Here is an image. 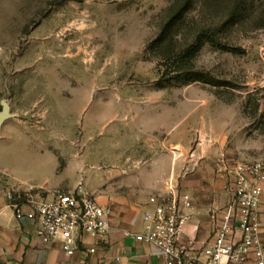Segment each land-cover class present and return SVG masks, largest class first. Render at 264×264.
<instances>
[{
    "label": "rangeland",
    "instance_id": "1",
    "mask_svg": "<svg viewBox=\"0 0 264 264\" xmlns=\"http://www.w3.org/2000/svg\"><path fill=\"white\" fill-rule=\"evenodd\" d=\"M3 106L49 188L176 162L162 185L188 195L193 243L223 166L264 161V0H0ZM67 152L80 170L49 165Z\"/></svg>",
    "mask_w": 264,
    "mask_h": 264
},
{
    "label": "built area",
    "instance_id": "2",
    "mask_svg": "<svg viewBox=\"0 0 264 264\" xmlns=\"http://www.w3.org/2000/svg\"><path fill=\"white\" fill-rule=\"evenodd\" d=\"M222 173L226 202L209 211L212 232L199 247L185 238L188 195L170 190L148 199L153 209L146 214L148 229L141 238L156 248L163 264H264V161L234 160ZM0 190L17 222L35 225L42 244L59 242L67 256L73 254L79 234L102 238L109 232L108 209L81 183L70 191H54L49 198L34 186L0 184Z\"/></svg>",
    "mask_w": 264,
    "mask_h": 264
},
{
    "label": "crops",
    "instance_id": "3",
    "mask_svg": "<svg viewBox=\"0 0 264 264\" xmlns=\"http://www.w3.org/2000/svg\"><path fill=\"white\" fill-rule=\"evenodd\" d=\"M14 132L12 127H3L2 123L0 184L19 189L28 186L39 187L44 191L42 195L44 198H49L50 193L54 191L66 192L67 190L58 187L49 188V178L44 175L39 177L41 164L37 166L39 170L33 168L24 170L15 162L14 154H19L21 150L12 151L13 147L9 146L13 141ZM10 154H13L12 162H10ZM68 157L70 158L69 152L64 157L51 154L48 155V162L53 166L54 162L63 161V168L74 172L80 170V164L85 162V157L79 162H74ZM34 158L38 163L37 158ZM176 170V162L167 167L166 164L154 162L150 166L132 170L128 175H120L121 172L115 169L101 170L90 176L87 182L86 179L83 180L85 190L92 194L102 207L108 209L109 232L102 238L79 234L71 256L66 255L59 242L42 244L35 237V225L24 221L17 222L8 207L7 199L0 190V264H163L156 248L145 243L141 236L148 229L146 214L153 209L148 199L165 192L162 183L169 180L171 182ZM36 179L38 182L35 181ZM78 182L80 181L68 191ZM225 202L226 196L222 192L219 206L215 205L209 211L223 207ZM211 232L212 226L207 216L206 234L201 237L197 235L196 238L199 240L195 239L193 246L199 247L208 241ZM185 238L191 237L186 234ZM90 248L94 249L92 253L88 251Z\"/></svg>",
    "mask_w": 264,
    "mask_h": 264
},
{
    "label": "water",
    "instance_id": "4",
    "mask_svg": "<svg viewBox=\"0 0 264 264\" xmlns=\"http://www.w3.org/2000/svg\"><path fill=\"white\" fill-rule=\"evenodd\" d=\"M10 117L11 115L8 113V108L6 106H3L2 110L0 111V127L2 123Z\"/></svg>",
    "mask_w": 264,
    "mask_h": 264
},
{
    "label": "trees",
    "instance_id": "5",
    "mask_svg": "<svg viewBox=\"0 0 264 264\" xmlns=\"http://www.w3.org/2000/svg\"><path fill=\"white\" fill-rule=\"evenodd\" d=\"M209 38V37H208Z\"/></svg>",
    "mask_w": 264,
    "mask_h": 264
}]
</instances>
